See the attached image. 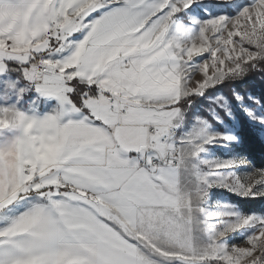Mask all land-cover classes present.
<instances>
[{
	"label": "snow or ice",
	"instance_id": "snow-or-ice-1",
	"mask_svg": "<svg viewBox=\"0 0 264 264\" xmlns=\"http://www.w3.org/2000/svg\"><path fill=\"white\" fill-rule=\"evenodd\" d=\"M194 2L0 0V75L17 62L21 94L58 102L42 118L0 106V132L18 133L0 146V213L36 197L0 227V264H264V217L217 230L209 220L236 214L208 217L200 206L214 186L253 194L264 169L217 177L192 162L203 144L231 136L201 129L178 145L167 140L182 99L264 58V0L197 22L196 37L181 40L174 18ZM248 225L255 231L243 244L224 242Z\"/></svg>",
	"mask_w": 264,
	"mask_h": 264
},
{
	"label": "rangeland",
	"instance_id": "rangeland-1",
	"mask_svg": "<svg viewBox=\"0 0 264 264\" xmlns=\"http://www.w3.org/2000/svg\"><path fill=\"white\" fill-rule=\"evenodd\" d=\"M251 3L252 0H195L188 9H183L176 14L173 30L177 31L181 40L194 39L198 34L199 24L197 22L220 15L234 17L242 8L249 6ZM80 38H82V33L80 32L74 33L72 36L74 40ZM206 58H208L207 53L195 56L188 62V67L194 70ZM256 61L253 63L255 64ZM250 68H253L251 64L246 65L244 73ZM221 83L205 88L201 95H194L195 99L189 101L185 109L181 108L182 115L178 126L172 127L179 129L181 140L199 132L201 129L208 134L233 137L234 139L232 140L217 139L203 144L202 151L198 153L196 158H192V162L196 163L202 171H212L213 175L217 177L231 174L232 176L243 178L257 169H264L256 168L248 157L238 151V148L242 145L241 123L250 125L264 141V122H261L264 121V107L256 95L249 92L242 94L233 90L231 95L228 96L218 91L213 95H206L209 88L218 87ZM26 86L27 82L25 80H20L10 73L5 72L0 75V106L7 104L20 109L28 104L33 95L40 98L30 88L21 94L19 90L26 88ZM15 135L16 132L11 130L0 132V146L8 143ZM202 161H234L236 163L231 168L210 170L201 163ZM190 179L194 181V177L190 176ZM191 187L192 185L190 184V190ZM261 190H264V185H256L253 188V194L241 196L226 187L214 186L206 188L200 206L204 208L208 217L215 216L216 213L222 211L236 214L235 217H217L214 220H209L214 229L218 230L228 222H232L242 216L264 217V196L254 194ZM239 200L249 201L252 205L249 208H245L239 203ZM254 231V226H244L239 230L228 233L223 240L229 246L241 245ZM175 264H179V262H175Z\"/></svg>",
	"mask_w": 264,
	"mask_h": 264
},
{
	"label": "trees",
	"instance_id": "trees-1",
	"mask_svg": "<svg viewBox=\"0 0 264 264\" xmlns=\"http://www.w3.org/2000/svg\"><path fill=\"white\" fill-rule=\"evenodd\" d=\"M255 65V67L252 69L250 68L241 76L226 78L218 87L209 88L206 95H213L218 91L228 96L231 95L233 90L242 94L249 92L256 95L257 99L264 107V59L256 61ZM6 72L20 80H24L17 62H9ZM194 99L193 96L182 99L180 102L181 108L185 109L188 102ZM240 129L242 145L238 148V151L248 157L256 168H264V141L250 125L241 123ZM239 203L245 208H249L250 205H252L251 202L244 200H239ZM213 264L216 263L213 262Z\"/></svg>",
	"mask_w": 264,
	"mask_h": 264
},
{
	"label": "crops",
	"instance_id": "crops-1",
	"mask_svg": "<svg viewBox=\"0 0 264 264\" xmlns=\"http://www.w3.org/2000/svg\"><path fill=\"white\" fill-rule=\"evenodd\" d=\"M58 57L59 54L55 53L54 58H58ZM57 107H58V102L56 101L55 98H46V97L42 98V96H40L39 98L38 96L33 95L30 101L28 102V104L23 106L19 110L24 111L28 115H32L37 118H42L44 115L53 113V111L56 110ZM181 115L182 112H180V114L176 117L173 126H178ZM16 134L18 133L16 132ZM48 146L49 144L43 148L42 150L43 154L45 153ZM130 155H135V154L132 153ZM35 199H36L35 196H30L24 200H18L13 205H10L9 208L4 213H0V227L4 226V224L7 222L8 217H11L19 212L24 211L25 208L28 206L29 202H34Z\"/></svg>",
	"mask_w": 264,
	"mask_h": 264
},
{
	"label": "built area",
	"instance_id": "built-area-1",
	"mask_svg": "<svg viewBox=\"0 0 264 264\" xmlns=\"http://www.w3.org/2000/svg\"><path fill=\"white\" fill-rule=\"evenodd\" d=\"M167 140L170 143L177 144V145L179 144L181 139L179 135V129L177 127L170 128L169 133L167 135Z\"/></svg>",
	"mask_w": 264,
	"mask_h": 264
},
{
	"label": "clouds",
	"instance_id": "clouds-1",
	"mask_svg": "<svg viewBox=\"0 0 264 264\" xmlns=\"http://www.w3.org/2000/svg\"><path fill=\"white\" fill-rule=\"evenodd\" d=\"M56 147H57V145L55 144V142L50 143L49 146L47 147L45 153H44L45 158L48 155L53 154L56 151Z\"/></svg>",
	"mask_w": 264,
	"mask_h": 264
}]
</instances>
